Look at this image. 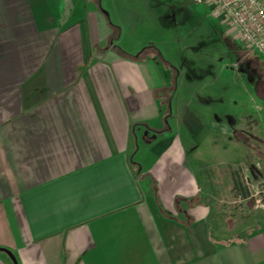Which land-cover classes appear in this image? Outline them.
Masks as SVG:
<instances>
[{"label": "crops", "instance_id": "crops-1", "mask_svg": "<svg viewBox=\"0 0 264 264\" xmlns=\"http://www.w3.org/2000/svg\"><path fill=\"white\" fill-rule=\"evenodd\" d=\"M118 6L0 0V248L18 264H264V216L246 237L210 233L206 175L243 162L244 142L176 99L169 64L124 45ZM252 75L260 111L244 91L229 109L264 129Z\"/></svg>", "mask_w": 264, "mask_h": 264}, {"label": "rangeland", "instance_id": "rangeland-1", "mask_svg": "<svg viewBox=\"0 0 264 264\" xmlns=\"http://www.w3.org/2000/svg\"><path fill=\"white\" fill-rule=\"evenodd\" d=\"M104 3L109 7L106 12L110 19L116 20L114 6ZM115 3L127 32L124 45H136L135 51L140 48L145 56L157 58L163 67L169 64L173 68L168 73L176 99L202 110L213 120L226 117L235 138L244 142L247 157L243 162L211 166L206 176L212 184V196L207 200L212 208V231L229 233L232 238L241 234L246 237L252 217L264 216V129L256 121L250 123L252 118L245 110L242 124L229 108L234 105L236 91H244V109L255 108L253 114L260 111L250 101L246 103L249 88L256 79L252 74L264 73L261 67L253 68L259 58L243 45L230 23L212 21L206 6H198L191 0H115ZM224 106L228 110L220 109ZM239 169L243 183L252 193L245 201L232 188L231 172Z\"/></svg>", "mask_w": 264, "mask_h": 264}, {"label": "built area", "instance_id": "built-area-1", "mask_svg": "<svg viewBox=\"0 0 264 264\" xmlns=\"http://www.w3.org/2000/svg\"><path fill=\"white\" fill-rule=\"evenodd\" d=\"M206 6L211 19L236 29L243 45L264 62V0H191Z\"/></svg>", "mask_w": 264, "mask_h": 264}, {"label": "trees", "instance_id": "trees-1", "mask_svg": "<svg viewBox=\"0 0 264 264\" xmlns=\"http://www.w3.org/2000/svg\"><path fill=\"white\" fill-rule=\"evenodd\" d=\"M157 136H159L161 133L155 132ZM130 165L134 168H137L139 170L138 165L136 164L135 160L131 157L130 158ZM241 172L242 170L239 169L237 171L231 172V181L233 183L232 188L237 195L241 197V199L245 200L250 197H252V193L250 189L246 186V184L243 183V180L241 178ZM211 235L216 239H221L222 237H227L225 233H219L217 231H210Z\"/></svg>", "mask_w": 264, "mask_h": 264}, {"label": "water", "instance_id": "water-1", "mask_svg": "<svg viewBox=\"0 0 264 264\" xmlns=\"http://www.w3.org/2000/svg\"><path fill=\"white\" fill-rule=\"evenodd\" d=\"M0 252L1 253H5V254H7L8 256H9V259L11 260V262L13 263V264H18V262L16 261V258H15V255L13 254V253H11L10 251H8V250H6V249H4V250H2L1 248H0Z\"/></svg>", "mask_w": 264, "mask_h": 264}]
</instances>
